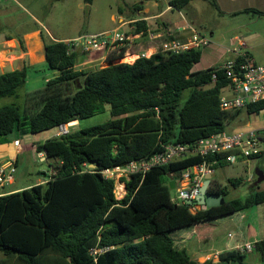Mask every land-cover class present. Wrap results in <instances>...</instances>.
<instances>
[{
	"label": "trees",
	"instance_id": "16d2710c",
	"mask_svg": "<svg viewBox=\"0 0 264 264\" xmlns=\"http://www.w3.org/2000/svg\"><path fill=\"white\" fill-rule=\"evenodd\" d=\"M202 1L217 9L215 0H169L168 4L178 11L188 9L191 18L196 13L191 3ZM83 2L88 5L92 0ZM134 9L142 7L134 5ZM133 25L126 33L147 37L145 20ZM39 36L45 67L55 74L41 89L25 94L22 105L0 106V138L8 139L13 131L36 134L59 128L102 113L105 106L110 118L33 144L53 173L44 183L0 193V264H212L211 259L202 263L191 259L171 234L192 229L197 240L208 241L214 220L264 205V189L256 187L242 199L228 198V185L212 178L208 192L220 194L223 204L193 209L172 201L168 175L177 183L184 169L201 163L215 171L229 165L226 153L191 155L122 177L125 194L119 200L115 180L101 171L147 160L168 145H191L224 133L229 121L242 113L256 115L264 101L222 110L219 97L229 80L218 68L223 62L194 70L202 47L178 53L159 49L124 63L127 45L117 43L104 55L106 66L77 69V49L68 51L66 42L53 41L40 30ZM170 40L174 38L164 35L158 42ZM17 41L25 52L22 36ZM234 58L239 60L230 59ZM30 69L33 66L24 60L21 69L0 73V99L17 97ZM262 156L264 151L249 159ZM241 182L242 178L228 179L231 186ZM92 248L101 252L92 256ZM252 252L264 262V239L254 242L248 253L231 249L217 257L223 264H242Z\"/></svg>",
	"mask_w": 264,
	"mask_h": 264
},
{
	"label": "rangeland",
	"instance_id": "374dc122",
	"mask_svg": "<svg viewBox=\"0 0 264 264\" xmlns=\"http://www.w3.org/2000/svg\"><path fill=\"white\" fill-rule=\"evenodd\" d=\"M169 0H92L91 4H85L83 0H0V73L15 68H21L23 61L26 59L28 47L31 48V42L29 36L24 38L25 52L20 48L17 38L23 36L32 28L37 27L44 34L53 36L55 38H64L67 41L75 40L84 36H92L103 31L108 33L120 25L119 19L123 17L126 20H131L125 26L120 27L121 31L128 32L131 30L137 19L142 16H152L160 11L162 8H166ZM134 5H140L142 9H134ZM196 11L202 16L203 31L212 41H217L219 44H223L225 49H232L230 45V38L233 36L242 37L246 42V48L250 53L254 61L258 63H264V17H257L253 14H242L237 16L220 15L216 12L212 5L208 2H193ZM205 5L208 10L203 9ZM201 6V7H200ZM143 13H139L142 11ZM181 12V11H180ZM188 9L183 10L181 13L189 18ZM175 16L178 15L176 9H174ZM171 16V14H167ZM161 21V20H160ZM160 25L158 19H149L150 31L157 29ZM212 33L210 36L209 33ZM248 34L246 37L245 34ZM130 34V33H127ZM131 35V34H130ZM167 36V35H165ZM7 37H12L7 39ZM168 37H164L166 40ZM143 41L141 44L140 41ZM147 38L132 39L131 51L137 53L144 52L147 46L154 47L157 51L162 49L163 46L160 42L155 40H149L150 43H146ZM129 42V41H128ZM145 42V43H144ZM140 44L139 46L137 44ZM137 45V46H136ZM28 46V47H27ZM103 53L102 51H100ZM150 52L146 50L148 55ZM86 55V54H85ZM228 52L225 57H229ZM131 58L132 56H126L125 58ZM222 57V58H225ZM134 58L132 57V60ZM203 58L200 60L202 64ZM121 62L127 63L126 59ZM199 64V65H201ZM106 66L103 64L102 67ZM55 72L45 67V64H39L34 69H30L27 73V79L24 85L17 90V97H7L0 99V106L15 103L22 105L23 97L27 93H32L41 89L47 78L54 76ZM109 116V107L105 106V110L102 113H97L93 116L79 120L66 128L79 129L89 126H93L107 121ZM236 125L235 120L229 121L225 126L227 133L232 132V128ZM64 130V129H62ZM59 131V128H53L47 131H43L36 134H20L17 131H13L6 138H0L1 144H7L12 142L14 138L20 142V153L18 155L17 165L15 166V173L8 179L6 185L13 186L30 185L36 183L39 178H44L48 175V165L45 160H40L36 152L31 146L37 142H42L47 138L53 137L55 133ZM260 149L264 151V142H260ZM6 161V160H5ZM242 161L233 163L231 165H225L222 168H217L214 171V176L218 180L222 181L225 185H228V198H244L256 187L252 186L246 181L247 178L255 176L259 171H264V158H254L247 160V163L243 164ZM242 178V182L237 186H231L228 183V179ZM259 179V178H258ZM258 189H264V179L257 181ZM118 180L116 181L115 191L116 194L122 188ZM119 189V190H118ZM171 196H176V189H171ZM251 208L241 211L245 215ZM236 215V214H235ZM235 215L229 217H223L214 220L213 223V238L210 241H200L195 238H191L187 244V250L189 256L197 258L200 254H204L206 250L212 248H219L225 250L223 247L224 241L227 238V232L235 231L233 227L232 218ZM185 230H182V233ZM175 234H171L173 238ZM219 244V245H216ZM197 252V253H194ZM254 252L247 254L245 263L250 264H262L259 258ZM0 258L2 255L0 253Z\"/></svg>",
	"mask_w": 264,
	"mask_h": 264
},
{
	"label": "built area",
	"instance_id": "2783aa9c",
	"mask_svg": "<svg viewBox=\"0 0 264 264\" xmlns=\"http://www.w3.org/2000/svg\"><path fill=\"white\" fill-rule=\"evenodd\" d=\"M147 39L158 42L162 36L156 33H147ZM140 37L130 35L116 27L108 33H102L92 36H84L75 40L67 41L68 51L80 49L87 53L89 51H102L107 53L112 50L116 44H126L131 46V40ZM129 41V42H128ZM150 42V41H149ZM163 50L171 52H181L191 48L205 47L209 44V39L198 32L193 31L187 40H170L160 42ZM154 47L150 46V50ZM126 56H132L134 59L127 62L132 63L138 56L148 57L146 51L139 53H127ZM234 57L239 60L228 59L218 68L224 70L226 78L229 80L228 86L224 88L219 97V107L222 110L234 111L243 109L248 104L264 101V64H256L251 57L244 52H234ZM214 78V76H213ZM258 116L264 117V107L257 112ZM66 127V126H65ZM59 127L57 135L67 132L66 128ZM64 129V130H62ZM264 134V128L261 129H240L230 133L224 132L217 135L199 139L195 143L168 145L161 153L151 156L144 161H132L124 166H116L112 169H105L101 174L107 178L118 180L122 186L115 197L121 199L125 194L124 183L121 178H129L130 175L145 173L152 167L164 166L173 160L183 159L191 155H199L204 157L209 154L223 155L225 161L233 164L239 161H247L252 156L261 155L262 149L259 144L261 142L260 135ZM13 145L18 146L19 141H14ZM40 160H44L45 156L42 152L37 153ZM15 158H9L0 164V193L1 189L8 183V179L15 173ZM214 170L206 167L205 163L186 168L182 171L180 179L175 183L176 196L172 197V201L177 204H185L187 200L194 201L199 193L200 187L203 185L206 175H213ZM192 205V204H190ZM193 209L196 208L192 205ZM192 209V210H193ZM242 217V216H241ZM230 236V234L228 235ZM254 243H245L236 248L237 251L248 253L252 250ZM101 249L92 248L90 254L96 256Z\"/></svg>",
	"mask_w": 264,
	"mask_h": 264
},
{
	"label": "crops",
	"instance_id": "0c3cea01",
	"mask_svg": "<svg viewBox=\"0 0 264 264\" xmlns=\"http://www.w3.org/2000/svg\"><path fill=\"white\" fill-rule=\"evenodd\" d=\"M215 4L217 6L216 12H218V14L220 15H228V16H233V17L237 15H242V14L249 15V14H253V12H249L253 10V11H260L262 13L259 15L257 14H253V15H257V17H261V16L264 17V0H215ZM202 7L206 11L208 10V8L205 5H203ZM174 9L175 8L171 7L167 2L166 8H162L160 11H158L156 14L152 16H142L141 18L137 20L143 19L146 21V24L148 27L147 33L148 32L156 33L161 36L170 35L172 36V38L178 39V40H187L192 35L193 31L206 36L209 39V44L205 47H202V53H201V58H200V60L203 58L202 64L199 61L194 66V70L205 69L212 65L225 62L226 60L234 57V52L235 53L244 52V53H247L251 57L248 50L246 48L245 49L243 48V47H246V42H244V39H242V37L232 36L230 38V45H232V49L231 50L225 49V46L223 44L221 43L219 44L217 41L210 40V38L203 32L205 30H203L204 29L203 21H201L202 16L197 11L195 13V16L188 18L187 16L181 13L182 11L180 12L178 10H177L178 15L175 16ZM141 12L143 13V10L139 11V13ZM168 13L171 14L170 17L167 16ZM150 18L158 19L160 22L159 27L152 31H150L149 26H148ZM119 21L121 22L119 27H123L127 23L131 22V20H126L123 17H121ZM102 33L104 32L101 31L98 34H102ZM248 34L249 33L245 34L246 37H248ZM26 35H35L36 36L35 38L37 40L36 41L37 45L35 48L37 47L39 48L38 51H36L33 55L31 52V48L27 46L28 49H27V55L25 56L26 58L25 60L28 62L29 65H32L34 69L37 65L44 63L43 43L39 36V30L27 32L26 34L22 36L23 40ZM93 35H97V34H93ZM209 35L211 36L212 33L210 32ZM49 38L53 41L67 42V40H65L64 38H55L53 36L51 37L49 36ZM139 38L140 37H137L134 39H139ZM142 42L143 41L141 40L139 43L141 44ZM145 42L150 43L148 39ZM139 43L137 44L138 46L140 45ZM132 47H133L132 44L131 46L127 47L126 52L127 53H132V52L137 53L136 52L137 50L131 51ZM146 50L150 52L147 56H149L151 53L155 51L154 48L150 50V46H147L144 51ZM77 51L80 53L78 57L77 69L96 67V66L102 67V65L105 64L103 62L104 55H105L104 52L101 53L100 51H89L85 53L80 49H77ZM228 52H230V56L225 57V55ZM222 57H225V58H222ZM251 59L256 64H264V63H258L254 61L252 57ZM21 68H15V69H21ZM73 123L74 122L69 123L65 126L66 127L72 126ZM246 128H252V129L264 128V117L258 116V115H251V114L246 115L245 113H242L240 115V118L236 120V125L232 128V131L246 129ZM54 136H57V133H55ZM260 139H261V143L264 142V134L260 135ZM16 140L19 141L18 139H13L12 142H9L7 144L0 143V164L9 158H15L16 165H17L18 155L21 151L20 150L21 144L19 142L18 146L13 145L14 141ZM31 147L35 151L34 146H31ZM262 158H264V156H262ZM241 163L245 164L247 163V161H242ZM48 171H49L48 172L49 176H45L44 178L37 179L36 183L33 185L41 184V183L48 181L51 178L50 175H52L53 173L50 169ZM212 178H215L216 182L219 185H225L222 181L218 180L217 177L214 176V174ZM258 178L264 179V171L261 170L257 172L255 176H251L250 178H247L246 181L249 182L252 186L258 187V183H257V181L259 180ZM9 187L10 185H5L1 189V192L3 194L17 192V191L30 187V185L27 184V185H22V186H13L11 188ZM235 214H233L235 215V217L232 218V222H233V227L236 230L227 232L226 236L228 239H226L223 244V247L225 250H231V249L236 250L238 246L243 245L245 243H254L260 239H264V205L251 207L250 211L246 215L242 212L235 213ZM184 230L185 231H183L182 233H180L182 230L175 232L173 240L178 248H184L187 251V253H189L186 248L187 244L190 242L191 238H195V237L192 233V229H184ZM229 234L230 236H228ZM212 238H213V234H212V237L208 241H210ZM216 245H219V244L216 243ZM225 250L215 247V248L206 250L204 254H200L199 256H197L196 259L191 256L190 257L191 259L197 262H200V263H202L206 259H211L212 264H223L218 261L217 255L221 251H225ZM194 253H197V252H194ZM256 256L258 257V255ZM252 260L253 259H250V264H252ZM261 263L264 264V262H261ZM231 264H236V263H231ZM242 264H247V263L243 261Z\"/></svg>",
	"mask_w": 264,
	"mask_h": 264
},
{
	"label": "water",
	"instance_id": "95a60500",
	"mask_svg": "<svg viewBox=\"0 0 264 264\" xmlns=\"http://www.w3.org/2000/svg\"><path fill=\"white\" fill-rule=\"evenodd\" d=\"M90 168H94V165H89ZM169 177V188L174 189L175 188V181L171 175H168ZM212 175H206L203 185L199 189V193L197 198L194 201L187 200L185 202V205H195L196 209H207L211 207H217L223 204V198L220 194H214L208 192V186L210 183V180L212 179Z\"/></svg>",
	"mask_w": 264,
	"mask_h": 264
},
{
	"label": "bare ground",
	"instance_id": "6f19581e",
	"mask_svg": "<svg viewBox=\"0 0 264 264\" xmlns=\"http://www.w3.org/2000/svg\"><path fill=\"white\" fill-rule=\"evenodd\" d=\"M36 36L35 35H31V36H29V39L31 40L32 38L34 39L32 42H31V52H32V54L34 55V53L36 52V51H38V47L37 48H35L36 47V45H37V40H36V38H35ZM130 57V56H129ZM124 59H126L127 61H131L132 60V57L129 59L128 57L127 58H124ZM119 190V189H118Z\"/></svg>",
	"mask_w": 264,
	"mask_h": 264
},
{
	"label": "clouds",
	"instance_id": "9594fccd",
	"mask_svg": "<svg viewBox=\"0 0 264 264\" xmlns=\"http://www.w3.org/2000/svg\"><path fill=\"white\" fill-rule=\"evenodd\" d=\"M213 176V175H212Z\"/></svg>",
	"mask_w": 264,
	"mask_h": 264
}]
</instances>
